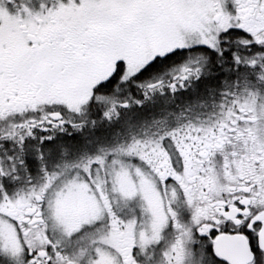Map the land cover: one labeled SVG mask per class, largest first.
Masks as SVG:
<instances>
[{"label":"snow or ice","instance_id":"snow-or-ice-1","mask_svg":"<svg viewBox=\"0 0 264 264\" xmlns=\"http://www.w3.org/2000/svg\"><path fill=\"white\" fill-rule=\"evenodd\" d=\"M0 264H264V0H0Z\"/></svg>","mask_w":264,"mask_h":264}]
</instances>
